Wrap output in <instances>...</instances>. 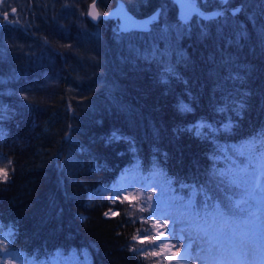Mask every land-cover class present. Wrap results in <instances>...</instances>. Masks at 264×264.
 Returning <instances> with one entry per match:
<instances>
[{
  "label": "trees",
  "instance_id": "1",
  "mask_svg": "<svg viewBox=\"0 0 264 264\" xmlns=\"http://www.w3.org/2000/svg\"><path fill=\"white\" fill-rule=\"evenodd\" d=\"M91 1L0 3V247L20 264H168L130 211L91 197L124 173L226 205L225 230L253 235L252 188L229 185L264 152L241 148L264 132V0H194L218 15L186 22L174 0H94L100 15L157 9L145 31L91 22Z\"/></svg>",
  "mask_w": 264,
  "mask_h": 264
},
{
  "label": "rangeland",
  "instance_id": "2",
  "mask_svg": "<svg viewBox=\"0 0 264 264\" xmlns=\"http://www.w3.org/2000/svg\"><path fill=\"white\" fill-rule=\"evenodd\" d=\"M193 1L194 0H192V2ZM117 7H115L114 10L113 8H108V11L102 12L101 15L96 7L98 18H113V12L116 16L115 11ZM194 15L199 17L200 13H196ZM258 164L259 161L256 163V169ZM0 169L5 171L1 161ZM237 172L238 176L236 179H232L230 185L226 184L231 188L230 195H233L235 190L238 188H252L254 172L252 173V170H250L249 173H244L241 171ZM255 174L258 175V171ZM262 180H264V178H262ZM143 189L145 191H143ZM191 190L195 192L193 188ZM142 192H144L143 196L146 195L144 199L139 197ZM169 194H171L170 190L166 189L164 183L160 177H158L156 172L153 173L149 179L146 178L145 180L138 178L131 173H124L121 174L110 186L99 187L97 190L91 193V197L104 200L105 203L112 206L105 211V216L109 217L115 215L118 207L120 209H126L127 211H130V219L128 221L132 222L135 220V223L144 227L142 232H138V234L140 233L141 235L136 237L135 240L137 242L141 241V244L146 248H157L155 251H158L159 249L160 252L167 257L168 264H206V260L201 259L198 255V249L195 245L190 250L186 251L182 242L173 240L168 236V229L173 227V223L170 219H165L160 214L161 211L167 210L164 202L168 201L172 205L171 210L174 212L178 211L179 207L182 205L181 199H179V197L177 199L174 198V196H170ZM250 195L252 197L253 203L260 206V209L255 212V217L257 219L254 221V225L250 230L254 234L252 235L248 233L244 237L238 238V236L235 235L233 229L224 230V238L221 241L222 246L218 249H213V256L219 255L227 259L239 257L240 260L242 262H246V264H261V238L264 237V202H262L264 193H261L259 190L255 192L250 190ZM237 203H240V201H237ZM230 206L232 205H229V207ZM157 209H159V211ZM123 217L126 218L127 216ZM150 223L152 227L151 230L149 229ZM137 224L136 227L138 231L139 225ZM160 233H164V235L161 236L159 235ZM145 239L148 244L147 246L144 244ZM3 242H6V239L3 233H0V244ZM201 255L207 256V253H202ZM182 256L185 258L181 259ZM19 258L20 256L18 254L8 253L0 247V264H20L21 260H19ZM51 264L58 263L53 262ZM66 264L80 263L79 261H76L74 263Z\"/></svg>",
  "mask_w": 264,
  "mask_h": 264
},
{
  "label": "snow or ice",
  "instance_id": "3",
  "mask_svg": "<svg viewBox=\"0 0 264 264\" xmlns=\"http://www.w3.org/2000/svg\"><path fill=\"white\" fill-rule=\"evenodd\" d=\"M222 2H225V0H222ZM189 3H192V0H189ZM95 18L93 16V19ZM5 21L11 23V21H8L7 15H5ZM182 110L187 111L189 109L184 106ZM257 139L260 147L264 148V132H261L258 138L254 137L252 141L242 145V151L252 153L255 150ZM258 160V167L254 169L252 191L259 190L264 193V180H262L264 178V152H261ZM257 171L258 175L255 174ZM0 179H8V174L3 169H0ZM262 202H264V197H262ZM164 203L167 210L161 211L160 214L163 218L170 219L173 223V227L168 229V236L173 240L182 242L186 251L195 245L198 249V255L201 259L206 260V264H246L239 257L227 259L223 256L212 255L213 249H218L222 246L221 241L224 238V230L231 223L229 213L226 210L228 206H222L220 203L210 205L206 200L202 209L196 210L194 204L189 201L187 204H182L179 210L174 212L171 210L172 205L168 201ZM157 210L159 211V209ZM159 235L163 236L164 233ZM261 244V264H264V237L261 238ZM202 253H207V256L201 255ZM183 258L185 257L182 256L181 259Z\"/></svg>",
  "mask_w": 264,
  "mask_h": 264
},
{
  "label": "water",
  "instance_id": "4",
  "mask_svg": "<svg viewBox=\"0 0 264 264\" xmlns=\"http://www.w3.org/2000/svg\"><path fill=\"white\" fill-rule=\"evenodd\" d=\"M3 0H0V3ZM176 6V15L178 19L182 22H186L192 15L197 13L198 5L195 1L189 3V0H178L175 1ZM232 12L235 9L231 10ZM116 16L120 25V28L123 30H136V31H145L148 28V25L151 21L155 20L157 17L158 10H154L148 15L143 17H134L131 15L123 5L117 7ZM86 15L91 22H96L98 20V12L95 6L94 0H92L87 5ZM218 15V12L215 10H206L200 13V18L215 17ZM93 16L96 18L93 19Z\"/></svg>",
  "mask_w": 264,
  "mask_h": 264
},
{
  "label": "bare ground",
  "instance_id": "5",
  "mask_svg": "<svg viewBox=\"0 0 264 264\" xmlns=\"http://www.w3.org/2000/svg\"><path fill=\"white\" fill-rule=\"evenodd\" d=\"M135 17V16H134Z\"/></svg>",
  "mask_w": 264,
  "mask_h": 264
}]
</instances>
